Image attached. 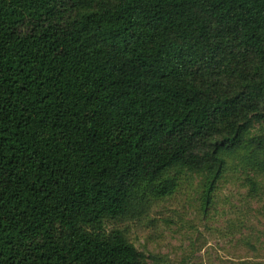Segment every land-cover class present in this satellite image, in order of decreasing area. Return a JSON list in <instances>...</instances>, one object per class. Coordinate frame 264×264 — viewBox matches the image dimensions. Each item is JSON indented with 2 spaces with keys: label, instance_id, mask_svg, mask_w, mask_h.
I'll return each mask as SVG.
<instances>
[{
  "label": "trees",
  "instance_id": "1",
  "mask_svg": "<svg viewBox=\"0 0 264 264\" xmlns=\"http://www.w3.org/2000/svg\"><path fill=\"white\" fill-rule=\"evenodd\" d=\"M257 125L264 0H0V264H150L109 224L264 175Z\"/></svg>",
  "mask_w": 264,
  "mask_h": 264
},
{
  "label": "rangeland",
  "instance_id": "2",
  "mask_svg": "<svg viewBox=\"0 0 264 264\" xmlns=\"http://www.w3.org/2000/svg\"><path fill=\"white\" fill-rule=\"evenodd\" d=\"M261 131L257 125L249 138ZM240 153L228 157L210 205L202 176L183 172L176 192L154 202L143 218L108 228L123 230L150 264H264V175Z\"/></svg>",
  "mask_w": 264,
  "mask_h": 264
}]
</instances>
